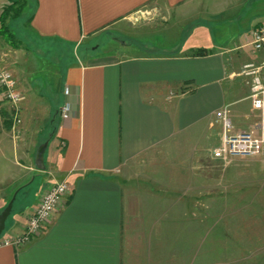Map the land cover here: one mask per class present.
Instances as JSON below:
<instances>
[{
    "label": "crops",
    "instance_id": "0c3cea01",
    "mask_svg": "<svg viewBox=\"0 0 264 264\" xmlns=\"http://www.w3.org/2000/svg\"><path fill=\"white\" fill-rule=\"evenodd\" d=\"M22 1L25 96L18 128L0 111V211L20 188L31 185V198L17 200L0 264H161V212L157 223L150 211L131 212L133 180L167 154H207L218 110L228 111L234 131L256 127L242 67L259 58L247 48L251 30L264 24V0ZM138 11L157 17L134 26ZM164 26L173 29L169 39L157 35ZM110 34L132 41L115 38L123 50L106 59L45 62L58 46ZM64 103L67 116L59 114ZM46 140L40 169L35 153ZM63 179L71 192L41 233L19 247L3 243Z\"/></svg>",
    "mask_w": 264,
    "mask_h": 264
},
{
    "label": "rangeland",
    "instance_id": "374dc122",
    "mask_svg": "<svg viewBox=\"0 0 264 264\" xmlns=\"http://www.w3.org/2000/svg\"><path fill=\"white\" fill-rule=\"evenodd\" d=\"M14 1L6 0L3 7L16 8L21 0ZM154 15L152 12L138 11L131 15L130 24L135 26L157 17ZM26 17L24 7L19 15L9 12L6 24L14 33L12 45L0 36V68H8L15 74L19 87L21 85L23 89V97L24 83L19 71L22 59L27 55L23 39ZM172 30L170 26L159 27L157 35L169 39ZM190 32L191 29L186 30V33ZM207 35L204 36L209 37ZM115 38L124 40L127 45L132 41L114 34L95 37L74 49L58 46L55 55L45 62H56L62 66L76 57L89 59V62L98 56L106 59L118 55L123 46ZM140 45L143 51L152 50ZM247 49L251 51L253 48L250 45ZM253 55L259 56L253 63L260 64L263 60L260 53L254 50ZM259 73L264 82V67ZM38 76L39 73L35 74L34 80H38ZM43 81L46 82L41 76ZM254 110L257 113L256 127L244 130L257 131L261 112ZM0 111L3 112L2 120L15 129L22 123V114L15 120L7 107ZM232 131L236 132L233 128ZM221 132L222 126L218 120L211 126V143L207 154L186 157L167 154L146 174H141L139 183L137 179L133 180L130 189L131 212L142 214L143 211H150L149 217L155 216L156 223L161 212V264H264V149L254 155L216 158L211 150L219 145ZM216 138H219L217 143ZM29 186H25V192L21 194L24 204L31 198L28 195ZM17 200L15 196L6 224L17 210ZM150 223L153 221L150 220ZM5 234L4 229L0 239Z\"/></svg>",
    "mask_w": 264,
    "mask_h": 264
},
{
    "label": "built area",
    "instance_id": "2783aa9c",
    "mask_svg": "<svg viewBox=\"0 0 264 264\" xmlns=\"http://www.w3.org/2000/svg\"><path fill=\"white\" fill-rule=\"evenodd\" d=\"M250 44L255 51L261 53L263 60L260 64L246 63L242 67V74L250 77L249 99L252 108L261 112V119L257 131L240 130L233 132L232 121L226 109L215 113L217 120L222 126L220 143L212 148L211 154L216 158H227L233 155H254L264 149V82L260 77L259 70L264 67V24L254 27L250 33ZM23 92L19 87L18 80L8 68H0V109L7 107L13 119L17 120L21 111ZM69 104L64 103L59 114L67 116ZM71 192L68 181L60 180L40 195L36 206L27 216L23 231L3 243L15 247L22 246L41 233L51 220L54 213L64 203L66 196Z\"/></svg>",
    "mask_w": 264,
    "mask_h": 264
},
{
    "label": "trees",
    "instance_id": "16d2710c",
    "mask_svg": "<svg viewBox=\"0 0 264 264\" xmlns=\"http://www.w3.org/2000/svg\"><path fill=\"white\" fill-rule=\"evenodd\" d=\"M17 1L18 0L14 1V3H16ZM23 7H24V1L21 0L19 2V5L16 6V8H12L11 6H4L0 13V36L5 38L6 41L11 45L13 44L11 39L14 37V33L8 29V25L6 24V18L8 17L9 12H12L13 15H19ZM195 53H200V52L196 51ZM23 188H20L18 190L17 195H16V200L21 198L20 192L23 190ZM15 204L16 203H14V205Z\"/></svg>",
    "mask_w": 264,
    "mask_h": 264
},
{
    "label": "water",
    "instance_id": "95a60500",
    "mask_svg": "<svg viewBox=\"0 0 264 264\" xmlns=\"http://www.w3.org/2000/svg\"><path fill=\"white\" fill-rule=\"evenodd\" d=\"M47 143H48L47 140L44 141L43 143H41L38 146V148L36 150L34 160H35V166L37 168L42 169L44 167V165H43V154H44V151L46 149ZM16 193H17V190L13 193L10 200L7 202V204L0 211V235L6 227V220L12 211L13 201L15 199Z\"/></svg>",
    "mask_w": 264,
    "mask_h": 264
}]
</instances>
